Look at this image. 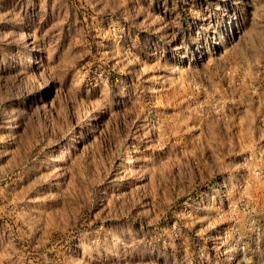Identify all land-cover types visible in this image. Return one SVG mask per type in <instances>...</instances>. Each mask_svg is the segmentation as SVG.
Segmentation results:
<instances>
[{"label": "rangeland", "instance_id": "374dc122", "mask_svg": "<svg viewBox=\"0 0 264 264\" xmlns=\"http://www.w3.org/2000/svg\"><path fill=\"white\" fill-rule=\"evenodd\" d=\"M0 264H264V0H0Z\"/></svg>", "mask_w": 264, "mask_h": 264}]
</instances>
